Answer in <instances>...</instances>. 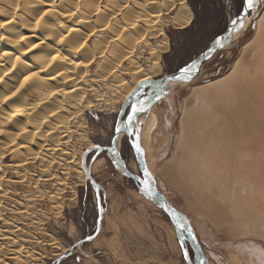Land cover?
Segmentation results:
<instances>
[{"label": "bare ground", "instance_id": "bare-ground-1", "mask_svg": "<svg viewBox=\"0 0 264 264\" xmlns=\"http://www.w3.org/2000/svg\"><path fill=\"white\" fill-rule=\"evenodd\" d=\"M172 7L173 15L165 22L185 27L192 18L186 0H0V198L6 194L1 181L6 155H11L20 183L37 186L27 177L28 164L36 159L45 179L54 176L49 171L53 154L67 153L62 147L77 128L80 113L108 100L93 83L105 79L106 72L118 77L122 59L130 60L133 77L130 83L119 79L122 99L140 81L155 78L160 54L168 49L161 16ZM263 31L264 1L255 20L256 41L242 46L226 74L186 100L174 154L157 169L194 210L230 235L264 237V155L260 159L262 146L256 145L264 141L255 139L251 126L258 122L264 127V35L258 37ZM156 36L161 39L158 46L147 43ZM142 43L149 50L148 70L132 60ZM246 60L260 61L262 68L250 73ZM144 114L137 117L140 145L152 169L155 158L148 136L155 117ZM254 156L259 159L254 161ZM101 162L96 158L91 171ZM76 172L85 176L81 169ZM39 192L36 187L21 199L29 201ZM20 213L28 215L27 207ZM20 229L14 221L9 229H0V246H6L0 264H30L26 238L17 234Z\"/></svg>", "mask_w": 264, "mask_h": 264}, {"label": "rangeland", "instance_id": "rangeland-1", "mask_svg": "<svg viewBox=\"0 0 264 264\" xmlns=\"http://www.w3.org/2000/svg\"><path fill=\"white\" fill-rule=\"evenodd\" d=\"M228 1L229 6L226 8L225 0H186L192 11V18L181 28L165 22L173 15L174 7L162 12V28L167 36L168 49L160 54V71L154 77L172 72L191 60L225 28L239 7V0L235 4L233 0ZM192 20L196 23H191ZM254 33L255 22L242 37L206 62L191 82L173 89L143 115V118H147L151 113L155 117L148 136L155 158L154 168L148 167L143 154L144 162L160 191L189 220L209 264H264V237L252 233L230 235L224 228H217L216 223L208 221L199 211L194 210L181 192L167 184L157 169L174 154L175 143L180 139V120L186 100L194 90L211 85V81L226 74L242 46L250 39L256 41ZM263 33L258 37H262ZM160 40L159 36L148 37L147 43L158 46ZM250 56L251 53L248 52L247 59ZM132 60L148 70L150 55L143 43L137 45ZM245 63L250 73L262 68L260 61L246 60ZM96 67L97 62L91 68ZM130 67V60L122 59L117 71L118 77L106 72L105 79L93 83L97 91L108 100L101 107L94 105L80 113L76 119L77 128L62 147L67 153L60 154L57 151L53 154L49 171L54 176L45 179L41 174L43 168L39 165L40 161L36 159L28 164L30 169L27 177L35 180L37 186L20 183L10 164L11 155L1 159L2 168L5 169L1 181L6 194L0 198L3 217L0 219V229H9L13 221L21 227L17 234L26 238V246L30 250L26 260L30 264H55L60 249L90 235L96 228L97 208L93 189L85 176L80 178L76 171L81 169L80 158L88 145H108L117 114L124 102L118 96L122 89L119 79L128 83L132 81ZM89 97L91 100L95 98L91 94ZM254 114L262 117L260 113ZM251 126L255 139L264 141V127L261 128L258 122H253ZM141 138L139 136L140 140ZM256 145L262 146L259 148L262 159L264 145H259V142ZM119 147L127 166H133L132 171L137 173L139 168L133 151L124 137L121 138ZM93 155L94 152L88 154V164L96 158H102L100 168L95 172L91 171L100 184L104 210L102 227L94 240L75 247L69 256L63 258L66 264H183L181 248L169 218L154 203L138 193L132 180L115 169L105 152L94 159ZM257 158L254 156V161ZM36 187L40 191L36 193L39 194L38 197H32L29 201L21 199L23 193H32ZM23 206L27 207L26 216L20 213ZM69 239L72 244H69ZM0 247L1 257L6 246L3 244ZM186 247L191 249L188 244ZM73 257L77 259L73 260Z\"/></svg>", "mask_w": 264, "mask_h": 264}, {"label": "water", "instance_id": "water-1", "mask_svg": "<svg viewBox=\"0 0 264 264\" xmlns=\"http://www.w3.org/2000/svg\"><path fill=\"white\" fill-rule=\"evenodd\" d=\"M225 2H226V8H228L229 1L225 0ZM262 3H263V0H258V3L256 4L255 8L253 10H250L249 14L244 19V28L235 31L228 39H226L223 43V47H217L215 51L211 52V54L206 57L205 53H207L209 50V47L212 46V41H213V38H212L201 52H199L195 57H193L191 60L181 65L174 71L165 73L159 77L148 78L143 81H140L135 86L133 91L128 95V97L124 100V102L121 104L115 123H119L120 127L123 128L124 122H126L128 119V115H131L132 116V126L128 130V132L132 133V136L134 139L135 132L136 131L139 132L140 123H141L140 121H137V117L143 114L144 112H147L148 109L152 107V105H154L162 97L166 96L176 87H179V86H182V85H185L191 82L199 74L202 66L206 62H208L217 52L225 49L226 47L231 45L233 42L238 40L240 37H242L244 33L247 31V29L255 22V19L258 16V13L260 12ZM225 29H226V26L218 34L226 35L227 33ZM192 61H197L198 72L194 70L192 76L183 81H178V80L173 79L174 75H179V69L181 67L187 64H190ZM141 105H142L143 110L138 111L135 114H133L132 106L139 108L141 107ZM123 135L124 134L117 137V141L115 144H112L111 142L112 136H111L108 145L98 144L100 145L99 150H94V145H97V144H92L83 151L81 155L80 164H81V169L85 175V178L91 185L93 192H94V196L96 200V208H97L96 228L90 235H86L85 237L79 239L77 242L73 243L71 246L67 247L69 249L68 254L65 255V252H63L61 255H59L55 259L54 263L59 264V262L61 261V258H65L66 256L70 255L73 252L75 247H79L84 242L94 240L101 230L104 210H103L102 196L100 193V184L96 181V179L91 173V164L87 163V156L91 152H94L93 159L100 153L105 152L106 157L111 161L115 169L123 176L132 180L138 193H140L141 195L149 199L152 203H154L169 218L170 222L172 223L174 227L179 245H181V243H183L185 246L186 244H188L192 250L193 258L202 256L205 260H207L206 255L203 251L202 245L200 241L198 240L196 236V232L194 228L192 227V225L190 224L189 220L160 191L158 185L156 184V181L154 180V177L152 176L151 172L149 171V169L147 168L144 162L143 150L141 154H138L136 153L135 149L132 147L134 156L136 159V163L139 168V173H135L129 170V168L126 165V161L121 155L120 147H119L120 140ZM139 142H140V139H139ZM113 147H115L118 150L119 152L118 156L114 157ZM114 159L118 160L119 164H114L112 162ZM145 169L147 170L148 175H145ZM143 181H147L148 182L147 185L142 183ZM145 187L150 188L151 193L153 194H149L148 192L144 191ZM188 229L192 230V237H189ZM88 236H91L92 239L88 240L87 239ZM186 248L188 249V247Z\"/></svg>", "mask_w": 264, "mask_h": 264}, {"label": "snow or ice", "instance_id": "snow-or-ice-1", "mask_svg": "<svg viewBox=\"0 0 264 264\" xmlns=\"http://www.w3.org/2000/svg\"><path fill=\"white\" fill-rule=\"evenodd\" d=\"M235 3H236V0H233V4ZM257 3H258V0H239V7L237 8V11L232 16L230 21L226 24L225 30L227 34L226 35L217 34L215 37H213L212 46H210L208 52L205 53L206 57L210 55L211 52L215 51L217 47H223L224 41L228 39L235 31L244 28L245 17L249 14L250 10H253L255 8ZM191 23L195 24L196 21L192 20ZM0 39H2V37H0ZM17 59H19V57H17ZM194 70L198 72L197 61H192L190 64H187L181 67L179 69V75H174L173 79L178 80V81H183L185 79H188L192 76ZM33 75H35V73H33ZM26 79H29V78L26 77ZM13 95H15V93H13ZM142 110H143L142 105L139 108L132 106L133 114H135L138 111H142ZM131 126H132V116L131 115H128V119L126 122H124L123 128L120 127L119 123H115L113 126V133H112V139H111L112 144H115L117 141V137H119L122 134L127 133L131 135L132 133L128 132ZM131 147L135 149L136 153L138 154L142 153L141 145L139 142V132L138 131L135 132V138L131 142ZM99 149H100V145L98 144L94 145V150H99ZM113 155L114 157L119 155V152L115 147H113ZM112 162L114 164H119V161L116 159H114ZM145 175H148L146 169H145ZM142 183L147 185L148 182L143 181ZM144 191L148 192L149 194H153L151 193V189L148 187H145ZM188 235L189 237H192L191 229H188ZM87 239L91 240L92 237L88 236ZM69 244H72L71 239H69ZM180 248H181V259H182L183 264H208L207 260H205L202 256L193 258L192 250L187 249L183 243H181ZM64 252H65V255H67L69 252V249L65 247ZM76 259L77 257H73V260H76ZM59 264H66V261H64L63 258H61V261L59 262Z\"/></svg>", "mask_w": 264, "mask_h": 264}, {"label": "flooded vegetation", "instance_id": "flooded-vegetation-1", "mask_svg": "<svg viewBox=\"0 0 264 264\" xmlns=\"http://www.w3.org/2000/svg\"><path fill=\"white\" fill-rule=\"evenodd\" d=\"M122 117H124V116H122ZM116 118H117V117H116ZM123 137L126 139L128 145H129V147H131V140L133 139L132 134H131V135H129V134H124L121 138H123ZM109 141H110V140H109ZM108 144H109V142H108ZM131 149H132V147H131ZM132 151H133V149H132ZM133 155H134V152H133ZM134 160H136V159H135V156H134ZM137 171H138L137 173H139V170H137Z\"/></svg>", "mask_w": 264, "mask_h": 264}]
</instances>
